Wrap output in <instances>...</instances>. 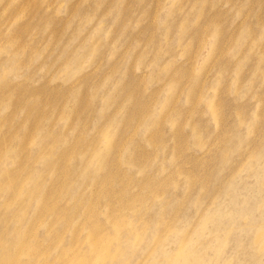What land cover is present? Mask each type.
I'll list each match as a JSON object with an SVG mask.
<instances>
[{
  "label": "rangeland",
  "instance_id": "1",
  "mask_svg": "<svg viewBox=\"0 0 264 264\" xmlns=\"http://www.w3.org/2000/svg\"><path fill=\"white\" fill-rule=\"evenodd\" d=\"M0 154V262L264 264V0H0Z\"/></svg>",
  "mask_w": 264,
  "mask_h": 264
},
{
  "label": "bare ground",
  "instance_id": "2",
  "mask_svg": "<svg viewBox=\"0 0 264 264\" xmlns=\"http://www.w3.org/2000/svg\"><path fill=\"white\" fill-rule=\"evenodd\" d=\"M96 54V52L94 53V55ZM3 152H4V150H3ZM107 154V153H106ZM1 155V154H0ZM3 155V154H2ZM104 155V154H103ZM78 156H80V155H78ZM257 161V160H256ZM57 164H58V162H57ZM52 165V164H51ZM62 165H63V162H62ZM61 165V166H62ZM60 168V167H59ZM61 168H63V167H61ZM53 169V168H52ZM60 170V169H59ZM52 172V171H51ZM8 176V175H7ZM6 176V177H7ZM5 177V178H6ZM9 182H8V184L6 185V186H4V187H6V188H10V182H11V180H8ZM96 183V182H95ZM16 184V183H15ZM95 186V185H94ZM2 188V187H1ZM5 189V188H4ZM11 189V188H10ZM113 221V220H112ZM114 223H115V221H113ZM112 222V224L114 225V227L115 228H117L116 226H115V224ZM112 225V226H113ZM118 226V225H117ZM104 233V232H103ZM260 233V232H259ZM263 233V231L261 232V234ZM97 235V234H96ZM55 236H57V235H55L54 234V238H55ZM58 236H59V234H58ZM98 236V235H97ZM258 236V235H257ZM256 236V237H257ZM92 237V236H91ZM100 237H101V235H100ZM19 237H17V239H18ZM58 238V237H57ZM88 238H90L89 236H88ZM260 238V241H261V236L260 237H258L257 239H259ZM256 239V240H257ZM19 240H21V239H19ZM19 240H18V242H17V244L15 245V247H21L22 246V243H21V241L19 242ZM57 240V239H56ZM260 241H258V242H260ZM106 242H107V244H106ZM105 243L103 242V239H100V240H98V239H95V238H93L92 239V241L91 242H89V246H90V249H91V251L93 250L94 251V254H95V256L94 257H96L95 258V260H94V262H92L91 261V259H89L87 256H81V253L77 256V255H75V256H77V263L76 264H98V262H99V259L100 260H102V257H107V255H108V251H107V249H108V241H106ZM255 243H257V242H255ZM262 243V242H261ZM261 245V244H260ZM25 251V250H24ZM29 252H30V248H29ZM26 253V252H24V254L25 255H27V254H29L30 255V257H31V260L32 259H34V261L36 260V261H39V257L41 256V255H43L44 253H41V254H37V255H35L36 253H33V254H31V253ZM22 256V255H21ZM20 256V257H21ZM23 257V256H22ZM30 257H28V258H30ZM12 263V261L11 260H9L8 259V257L6 258V259H2V261L0 262V264H11ZM40 264H44V263H40ZM63 264H66V262H64L63 261Z\"/></svg>",
  "mask_w": 264,
  "mask_h": 264
}]
</instances>
